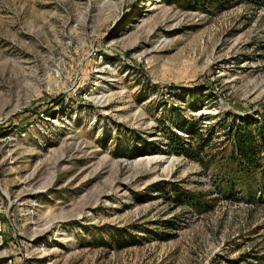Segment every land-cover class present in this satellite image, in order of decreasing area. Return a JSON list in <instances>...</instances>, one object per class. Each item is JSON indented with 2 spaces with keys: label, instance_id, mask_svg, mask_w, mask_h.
Returning <instances> with one entry per match:
<instances>
[{
  "label": "rangeland",
  "instance_id": "rangeland-1",
  "mask_svg": "<svg viewBox=\"0 0 264 264\" xmlns=\"http://www.w3.org/2000/svg\"><path fill=\"white\" fill-rule=\"evenodd\" d=\"M226 110L264 113V7L0 0V264H264V206L169 200L213 174L159 147Z\"/></svg>",
  "mask_w": 264,
  "mask_h": 264
},
{
  "label": "trees",
  "instance_id": "trees-1",
  "mask_svg": "<svg viewBox=\"0 0 264 264\" xmlns=\"http://www.w3.org/2000/svg\"><path fill=\"white\" fill-rule=\"evenodd\" d=\"M164 2L181 5L187 9L197 6L207 9L210 6L224 10L240 4L250 5L254 9L264 7V0H164ZM205 89L200 88L199 92ZM59 99L56 103H61V98ZM221 116L222 119L210 126L203 125V122L181 121L176 124V130L169 134L166 143L163 144L166 149L160 146L158 150L170 155L183 156L198 163L203 170L212 169L210 183L213 192H181L178 191L180 189H176L175 196L169 198L178 205H187L196 214L211 210L217 199L243 201L254 207L264 206V113L256 111L237 114L226 110L221 112ZM7 131L4 130L0 134L6 135ZM215 138L218 141H215ZM212 194L216 196L206 198Z\"/></svg>",
  "mask_w": 264,
  "mask_h": 264
}]
</instances>
